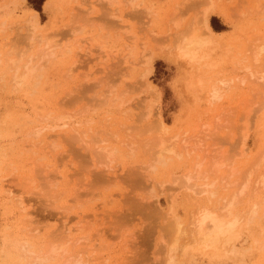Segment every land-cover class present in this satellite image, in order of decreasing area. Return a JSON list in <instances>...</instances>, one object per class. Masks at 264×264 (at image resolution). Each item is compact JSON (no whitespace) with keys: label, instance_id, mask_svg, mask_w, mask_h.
Returning a JSON list of instances; mask_svg holds the SVG:
<instances>
[{"label":"rangeland","instance_id":"1","mask_svg":"<svg viewBox=\"0 0 264 264\" xmlns=\"http://www.w3.org/2000/svg\"><path fill=\"white\" fill-rule=\"evenodd\" d=\"M109 2L0 0V123H3V126L0 124V133L7 134L0 140V202L5 199L4 187L18 185L15 186L16 191L15 187L12 189L16 197L26 188H35L38 183L42 185V175L55 173L59 179L54 177L57 183L53 182L63 193L57 201L59 211L57 208L53 211L57 212L55 215L47 214L50 209L47 208L46 213V207L41 206L43 201L40 200L42 203L39 201V204L38 199L33 198L37 195V192L33 194L36 188L31 194L33 196L29 195L32 198L27 192L23 195L30 198V211L37 214L35 220L40 217L43 221L39 224L42 226L40 236L59 230L61 221H67L63 224L68 227L67 236L74 261L69 264H167L165 251L172 239L170 232L174 225L167 212L172 205L185 226L194 206V192L190 187L196 181L191 179L187 186L188 183L183 184V178H179L190 170L195 171L196 161L204 159L206 154L203 150L197 154L199 148L194 145L201 140L208 146L204 150H215L216 158L219 154L230 155L233 151L237 154L247 111L255 120L247 133L249 153L246 156H251V159L260 148L259 124L264 121V104L262 107L252 85L244 86L238 81L242 70H236L237 65L233 66L232 61L237 58L233 59L235 52L243 53L242 45L248 44L247 41L243 43L247 38L264 35V0ZM208 3L212 6L209 24L216 33H221V40L220 47H216L211 55V61L217 63L215 68L205 72L204 66L200 72L194 69L195 64H188L175 56L171 49L173 45H170L173 43L170 33L174 26L169 20L180 19L183 27H189V24L197 22ZM3 5L6 8H2ZM32 10L38 14L35 32L27 22ZM212 17L219 30L212 27ZM146 57L147 62L143 59ZM215 69L222 73L218 74ZM27 70L32 74L30 83L17 87L13 77ZM215 72L216 77L212 76ZM191 73L198 74L203 80L202 90L195 93L186 91V79ZM225 76L234 81L222 88V99L209 101L206 91L211 87L208 84L217 83L219 81L212 79ZM147 108L154 109L150 117H145L146 113L142 115ZM155 115H159L167 125L168 132H163L166 136L157 129ZM60 116L67 120L68 127H63L59 120L52 125L55 117ZM216 117L222 119L216 122ZM204 124L210 127L208 132ZM66 127H70L69 133L61 134ZM184 131L192 140L188 144L176 140L179 143L175 141L173 144L183 155L175 157V154L163 152L164 165L157 163L159 154L157 150L153 152L156 147L151 143L161 134L172 143L174 138L180 137L177 132L182 134ZM52 144H55L53 148ZM102 147L108 149L109 155H104ZM207 162L205 164L209 168ZM223 172L224 169L221 170ZM25 176L27 180L35 177L37 180L30 181L32 185L27 180L25 184L22 181V186L20 177L25 179ZM237 182L227 188L228 194L223 183L217 181L214 205L221 202H216L219 198L237 191L232 190L235 185L239 189L240 182ZM262 192L257 196L263 197ZM251 196L252 193L246 194L245 198ZM64 202L69 206L66 213H63L66 208L64 211L61 209L65 206H60ZM260 219L255 217L240 233L237 246L246 250L243 259L234 256L215 258L199 252L183 256L178 249L171 264H262L263 254L253 248L252 242V235L264 232V220ZM74 256L83 262H78L81 260L77 258L75 263Z\"/></svg>","mask_w":264,"mask_h":264},{"label":"bare ground","instance_id":"2","mask_svg":"<svg viewBox=\"0 0 264 264\" xmlns=\"http://www.w3.org/2000/svg\"><path fill=\"white\" fill-rule=\"evenodd\" d=\"M109 1H111V0H106V2H108L110 4ZM1 7L6 8V6H4V5ZM259 7H260V5H259ZM261 7H262V5H261ZM255 8L256 7H253V9H255ZM261 9H263V8H261ZM211 12H212V6H211V4L208 3V5L202 9L201 14H199L200 16H199V18H197L198 20L196 19L197 22L192 21L193 24H191V26L188 23L189 27H186L188 25L183 27L179 21L180 19L176 20V19L172 18L169 20V21L173 22V26H174V28L172 26L174 31H172L170 33V35L172 36L171 41H173V43L171 42L170 45L171 46L173 45L171 49L174 50L175 56L178 59L183 60L188 64H191V65L195 64L194 69H198V71H200V72L203 70L202 67H204V66L207 68V70H206V68L204 70L206 72V71L210 70L211 68H215V65L217 64L216 62L211 61V55H212V52L215 50L216 47H220L219 41L221 39L219 40V34H221V33H216L211 28V26L209 24V15ZM30 15H29L30 17L29 16L27 17V19H29L27 22H29L28 24H30L32 31H33L34 29H37V26H38V14L36 11L32 10ZM175 16L173 15L174 18H175ZM177 17H178V15H177ZM191 20H193V19H191ZM189 22H190V20H189ZM192 22H190V23H192ZM169 29L166 31H169ZM33 32H35V30ZM33 32H32V34H33ZM254 35H256V34H254ZM166 36H167V34H166ZM222 36H224V35H222ZM229 36L231 37V34ZM251 36H253V35H251ZM259 36L257 35L251 39L247 38L248 40L246 39L245 42H243V43L246 44V41H247L248 44H246V46L242 45V48L244 47L243 51L240 50L241 53L242 52L243 53L240 55L239 52L238 53L235 52L236 54H239V55L235 54V56L233 57V59H234L237 56V58H236L237 60L235 59V62L232 61L231 57H230V59L232 61L233 66L237 65L236 70H238V69H239V71L242 70V72L244 73L243 76H241L242 72L240 71L241 75H240V78H238V81L244 83V86H245V84H246V86L250 84L253 86V88H255V90H256L255 94H258L259 98L261 99V103H262V107H263V104H264V35H261V37H259ZM225 38H227V37H225ZM232 40H233V38H232ZM223 41L224 40L222 39V42ZM250 41H251V43H250ZM229 43H231V41ZM47 44H49V42ZM232 44H234V43H232ZM224 47H226V46H224ZM227 47H229L228 44H227ZM227 47L225 48V50L226 49L228 50ZM168 48H170V47H168ZM232 48L233 47L230 46V50H232ZM233 50H235V49H233ZM166 51H168V50H166ZM223 51H224V49H223ZM225 54H228V53H225ZM233 55H234V53H233ZM143 59H145L144 61L148 60L147 57L143 58ZM26 65H25V67H26ZM188 68L191 69V67H188ZM99 69H101V68H99ZM217 70H218V68H217ZM217 70L215 69V71L218 73ZM221 70H223V69L221 68ZM231 70H233L232 67H231ZM219 71H220V69H219ZM223 71H225V70H223ZM234 71H235V69H234ZM216 72L213 73V75L210 74V76L211 75L215 76L214 74L217 75ZM193 73H191L189 78L186 79L187 80L186 81V91L191 92V93H195L197 91H200V90H202V87H203V80L201 79L202 77L200 78V77H198V74L195 75ZM210 73H212V72H210ZM219 73L221 74L222 72H219ZM31 75L32 74H29V70H27L26 72L23 71V73L21 75H15L13 77L14 83L17 84L16 85L17 87H19V86L25 87L27 84L30 83ZM181 75H183V74H181ZM206 76H208V75L206 74ZM205 77H204V79H205ZM217 78H218V76H217ZM224 78L219 77V79H217V80H214L215 78L212 79V81H214V82L219 81V82H217V83H219V85L217 83L213 84V82L210 85L208 84V86L211 87V88H208V86H207L208 89L206 91V94L208 95L209 101L211 99V101L214 102L221 97L223 98L222 93L224 92V90L222 88H225V86H227V85H231L232 80H233V79L231 80V78L230 79L228 78L229 79L228 80L226 76ZM208 79L210 80L211 77ZM206 83H208V82H206ZM215 84H217V85H215ZM205 88H206V86H205ZM149 90H151V89H149ZM214 99H216V100H214ZM127 108L129 109L130 107L128 106ZM260 109H261V107H260ZM153 110L154 109L147 108V110H146L147 112H144V114L142 113V115H145V113H146L145 117L146 116L150 117L151 115L154 114ZM129 111H131V110H128L127 112H129ZM142 115H141V117H142ZM155 116H156V123H157V127H158L157 129H159V131L162 132V134H163V132L164 133L168 132V131H166L168 127L163 122V120H161L160 116L159 115H158L159 117L157 115H155ZM244 116H243L244 117L243 118L244 123H243V127H242V132L240 133V138H239L240 146L238 148L239 151L236 152L237 154H235L233 151V152H230V155H227L225 153L219 154V156L217 155V157H219V158H216V157H214L215 155L213 154V152L215 150H210V151L204 150L205 149L204 147L207 148L208 146L207 145L205 146V143L204 142L201 143L200 142L201 140H199V143H196V145H194V147L199 148L197 150V154H199L200 150H203L204 152H206L205 158L201 159L199 161H196L197 168L195 171L190 170V171L186 172L183 177L182 176L180 177V175L177 176V177H180L179 178L180 180L183 178L182 182L184 181L183 184L188 183V184H186L187 186L189 185L191 179H194L196 181L190 187L192 192H194L193 197H192L194 206H193V208H191L192 210L190 209L191 214L188 215L190 217H188L189 220L187 219L188 223L185 226L180 221L178 216L175 214V212L172 208V205L170 206L171 209L169 208V210L167 212L168 218H170L172 220V222L174 223L172 230H171L172 232H170L172 234V239H170V243L167 244L168 245L166 248L167 250L165 249L166 255H168L167 262H166L167 264L172 263V261H173L172 258L175 255V251H177L178 249H180L182 251L183 256H187V255L189 256V255L194 254V252H199L201 254L211 255L215 258H220L221 256H225V257L226 256H234V257H238L239 259H243V256H244L246 250L244 248L237 246V241L239 240L241 231L245 230L248 223L249 222L251 223V221H253V219L255 217H257L259 219L261 218L264 220V195H263V197L257 196L259 193L261 194V192L264 190V121L261 124H259L260 122L258 123L259 127L261 129L260 130V132H261L260 148L257 150V154L250 159L251 156L249 158L247 157L249 151L247 149L246 138H247V133L252 126L251 124H253L252 121L255 119L253 116H252L253 118L251 119V115L247 111H245ZM55 119H56V121L52 125H54V124L56 125V122H58L57 120L61 121L60 124L63 127L65 125H67V120L63 116H60L58 118L55 117ZM220 119H222V118L216 117L215 121L218 122V121H220ZM9 122L10 121H7L8 124H9ZM48 122H50V121H48ZM78 123H80V121ZM153 123L154 122H152V124ZM58 126H60V125H58ZM68 126H69V124L67 125V127ZM204 126H205V131L210 129L208 124H204ZM51 127H54V126H50L49 128H51ZM67 127L65 130H63L64 132H61V134H68L69 133L70 127L69 128H67ZM151 127H152V125H151ZM153 127H155V125H153ZM149 128H150V126H149ZM157 129H156V131H157ZM75 130H77V128H75ZM54 134H58V133H54ZM162 134L157 139H156V136H154V139H156V141L152 142L151 144H153L154 147H156V148L154 149L153 145L152 146L150 145V146L153 148V152H154V150L158 151L159 155L156 157L157 163L164 165V163H165L164 153L165 152L170 153L172 156H174V154H175V157H176V155H178V156L183 155L180 152V150H177L178 148L175 149L177 146L174 147L175 145H173L176 140H178L179 142H183V144H188V142H190V140H192V139L190 136H188V133L186 131H184L182 134L181 133L178 134V132H177V135H179L180 137L178 138L177 135H174V136H177L178 139L174 138L173 142L171 143L168 141V139H167L168 137L165 139V138H163L164 137L163 135H165V134H163V135ZM6 135L7 134L0 133V140L4 139L6 137ZM36 135H38V134H36ZM58 135H60V134H58ZM158 135H159V133H158ZM61 138H62V136H61ZM171 138H173V137H171ZM52 140H53V138H52ZM52 140H50V141H52ZM62 140H60V141H62ZM148 140L150 141L151 139H148ZM178 141H176V143ZM54 145L52 144V148ZM48 146H49L48 148H50L51 145H48ZM150 146H148V147H150ZM55 147L57 148V146H55ZM102 148H103L104 155H106V156L109 155L108 149L106 147H102ZM149 149L150 148H148V150ZM232 149H234V148H232ZM149 152H150V150H149ZM217 152H216V154H217ZM0 153H1V151H0ZM33 153H35V152H33ZM103 153H102V155H103ZM150 153H152V152H150ZM219 153H221V152H219ZM178 156H177V158H178ZM49 157H50V155H49ZM236 157H237V159H236ZM100 161H101V158H100ZM205 162H207L208 165L210 164L209 168L206 167ZM42 164H44V163H42ZM204 164H205V166H204ZM44 166L46 167L47 165L45 164ZM35 167H36V165H35ZM45 167H44V170H46ZM51 167H52V165H51ZM205 167L207 169H205ZM222 169H224L223 173H221ZM50 172H52V171H50ZM39 173H40V171H39ZM42 173L44 174V172H41V174ZM20 174L16 175V176H20ZM55 176H56L55 173L54 174L48 173L44 177L42 175V177H41V178H43L42 179L43 180L42 185H39V183H38L39 186L38 185L34 186L36 189L33 188V186H32L31 187V189L33 188L32 191H31V189L28 190L26 187H25L26 188L25 189L26 191H25L24 187H22L24 190L23 192L24 193L27 192L28 196L32 194L34 189L37 190V191H34L35 193H33V194H36V192H37V195L36 196L34 195L33 198L38 199L37 200L38 203L40 200H42L44 204H41V206L43 205L44 207H46V209H44L46 213H47V211H46L47 208H49L50 210L48 212H50V213H47V214H52V215L54 213L53 211H56V210L59 211V207H57L58 206L57 201H58V199H60V195L62 196V194H63L62 192H59L58 189L55 187V184H54V182H56L54 179ZM37 177H39V174ZM58 177H55V178H58ZM107 177H109V176H107ZM20 178L22 179V180H20L21 184L23 182L25 184V181L28 179L26 176H25V179L22 177H20ZM33 179H36V177ZM33 179L29 178V180H27V181L30 182V181H33ZM39 179H38V181H39ZM238 179L240 182V187L238 186L239 189L236 187L237 185H235V188L232 190L237 189V191H235V192L233 191L234 193L232 192V194L229 195L231 197L227 196L230 192L227 188H229V186H231L232 184L236 183L238 181ZM11 180H13V179H11ZM14 180H16V179H14ZM36 180H34V181L36 182ZM219 180L226 187L227 191H226V189H224V190L226 192H228V194L226 193L227 194L226 197H224V198L221 197L218 200H216V202L221 201L220 202L221 204L219 203L220 205L219 204L214 205L213 197L216 195L215 184ZM29 182H28V184H29ZM239 182H237V183H239ZM32 183H31V185H32ZM10 184H12V183H10ZM21 184H19V185H21ZM36 184H37V182H36ZM15 186H18V185H15ZM15 186H13V188ZM22 186H23V184H22ZM27 186H28V188H30L29 185H27ZM232 186H234V185H232ZM13 188H11L9 186L8 188L4 187L3 188L4 191L2 190L3 193L5 192L4 193L5 196L4 197L2 196L3 199L5 198L4 199L5 201L2 200L0 202V264H69L71 261L73 263L74 261L72 260V256H71L73 254L70 252V247H69V243H70L69 240L70 239L67 236L68 235L67 234L68 227L66 224H63V222L67 223V221L62 220L61 221L62 225L61 226L59 225L60 228L56 226L57 228H59L60 231L58 229H56L59 232L56 233V230L53 229L54 231H52V230H51V232L49 231V233H50L49 235L46 234L47 236L46 235L40 236V234H41L40 231H41L42 226L40 225L41 226L40 227L39 224L43 221L40 219V217H39L40 222H39V219L35 220V219H37V217H35V216H37V214L32 213L30 211L32 206H31V203L29 201H30V198H32V197H30V196H29L30 198L25 197L23 195L24 193L22 194V192H20V190H19L20 194L16 195V197H15L14 196L15 193L12 191ZM248 189L250 190L249 193H248ZM60 190H61V188H60ZM15 191H16V187H15ZM250 193H252L253 196H251L249 199L245 198L246 194H250ZM1 195H3V194H1ZM67 195H68V193H67ZM31 196H33V195H31ZM251 198H253V199H251ZM42 201H40V202L42 203ZM28 202L30 203V205L28 204ZM222 202H223V204H222ZM38 203L36 202V205ZM32 204H33V202H32ZM66 204H68V201L66 202ZM66 204H65V202L63 203V205H62V203H61V205L59 204L60 206H65L64 208H61L62 210L65 209L66 207H69L68 205L66 206ZM36 205H35V207H36ZM41 206L38 207V210ZM54 209H56V210H54ZM44 210L42 209V212H44ZM66 211L68 212V209L65 210L63 213H66ZM36 212H39V211H36ZM56 213H54V215ZM188 213H190V212H188ZM47 214H45V216ZM41 215H43V214H41ZM62 216H60V217L62 218ZM65 217H63V218H65ZM52 218H54V217H52ZM56 218H57V216H56ZM42 219H44V218H42ZM61 222H59V224ZM45 226L47 227L48 225H45ZM52 232H54L56 234H53ZM43 236L44 237L46 236V237L43 238ZM57 237L59 239H57ZM252 238H253L252 242L255 245V247L253 246V248H256L259 252H261L263 254L262 258H264V232L259 231V232H257V234L252 235ZM180 244H182V245H180ZM250 248L252 249V246H250ZM161 253H163V252H161ZM77 258L79 260H81L79 257L74 256L73 259H75V263H77L76 262V260H78ZM261 259H260V261L262 262ZM241 261H240V263H241ZM78 262H83V261L81 260ZM263 263H264V260H263ZM77 264H80V263H77ZM160 264H162V262Z\"/></svg>","mask_w":264,"mask_h":264},{"label":"trees","instance_id":"3","mask_svg":"<svg viewBox=\"0 0 264 264\" xmlns=\"http://www.w3.org/2000/svg\"><path fill=\"white\" fill-rule=\"evenodd\" d=\"M213 19H214V17H212V19H211V20H212V21H211L212 27H213L215 30H219L218 25L214 24Z\"/></svg>","mask_w":264,"mask_h":264}]
</instances>
